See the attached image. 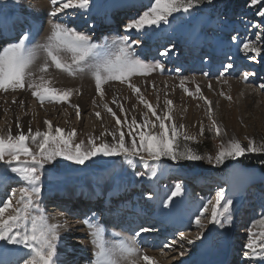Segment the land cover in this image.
<instances>
[{"label":"rangeland","instance_id":"obj_1","mask_svg":"<svg viewBox=\"0 0 264 264\" xmlns=\"http://www.w3.org/2000/svg\"><path fill=\"white\" fill-rule=\"evenodd\" d=\"M35 1L36 0H0V17H2L0 19V30L2 31L0 32L9 31L10 29L12 30V24L6 26V28L2 25L5 24V19L10 17H13L14 19L23 17L24 20H29L31 27L34 29L37 28L36 31L30 32H33L31 35L34 36L35 42L40 43H43L50 35L51 26L54 23L63 24L68 28L88 34L92 37V41L97 44H104L105 42L111 44L113 40L125 35L130 36L132 40L139 39L141 43L138 46L143 47V45H150L153 52L156 51L157 53L158 51V56L153 60L151 56L148 55L151 54L150 52L144 53L142 49L137 48V45H133L132 50L135 55L140 59L145 60L147 63H162L164 69L163 71L157 69L147 76L133 75L130 78V81L141 89L143 97L148 100L154 108H156L157 113L161 116L168 112L169 106L165 104V100L173 101L171 106V116L173 121L177 125H184V128L181 129V131H185L196 137L195 141L188 142L183 141L181 137V144L187 143L191 148L202 155L211 154L214 156L221 141L227 142L232 137L240 139L244 145H247V139H245V137L254 139L257 144L264 141V89L260 87V85L264 84V51H262L259 56H255L254 53L246 54L242 51V44L245 40H252L264 49V38L258 39L256 36L257 32L264 34V18L257 15L258 9L264 8V2L252 6L250 0H211V2H209V0H201V2L191 8L189 12L185 13L181 11L173 13V15L168 18V23L146 27L143 31L139 32L140 35H137L138 32L136 30L128 32L125 30V26L132 19L138 18V16L141 15L150 5L152 0H137L138 3H140L139 9L131 6L128 7V4L135 0H90L87 8L74 9L73 12L66 13L62 16L57 14L58 16L56 17L49 15L52 11V6L50 5L51 0H45L49 5V9L51 8L47 14L41 15L38 12L36 14L31 13L29 7L37 5L38 1L44 0ZM112 3L116 5L117 9L122 7V9L118 10L120 16L121 14H124V16L122 15L121 17L122 22L116 26L108 25L105 27L104 23L106 21L100 19V24L99 22L97 23V27L99 28L94 29L91 27L92 24H95L96 22L95 17H98L97 11L100 9H103L105 12L108 11ZM125 3L128 4L125 5ZM118 14H116L115 18ZM108 17L111 18L110 15H108ZM61 18H64L63 21H61ZM86 18L90 24H86V29L78 28V21L82 23ZM8 21L10 20L8 19ZM125 21L128 22L126 23ZM109 23H111V21H109L108 24ZM256 24H259L261 27H253V25ZM87 28L93 29H91L92 31H89ZM96 29L98 31H96ZM21 30L18 31L19 35L32 30V28L29 29L26 27L22 32ZM111 33H113V35ZM41 36L42 39H40ZM233 37H236L237 39L233 40ZM177 39L179 40V45L178 42H176ZM7 44L0 43V49ZM183 44L186 45L185 51L186 54L189 55L185 60L183 56L185 51L182 50ZM189 46L195 47L192 56L190 55V52L186 50ZM166 50L167 55H164ZM62 55L68 62H70V53H63ZM180 56H183V59H181ZM252 56H255V59H259V61L256 60L255 63H253L254 65L250 62L253 60L251 58ZM171 60H176V62L178 60L184 61L182 63L183 67H185L183 70L184 73H180L181 69H175L174 66L172 67L168 65L169 63L167 62ZM37 62L43 66V54L37 59ZM229 63L232 64V68L225 72V66ZM34 64H36V62ZM49 65L48 70H50L51 67H54V65H51L50 61ZM53 70L55 72L57 69L54 68ZM57 71L58 72L54 73V77H59L63 73L67 77L74 79V86H60L55 84L54 79L49 80L50 86L52 87L72 90L73 94L68 102L55 103L46 100L41 106L38 99L32 95L33 89L27 87V84L25 88L17 89L15 91H12L11 89L7 92L0 90V100L7 98L10 101L13 99H19L21 96H26V106L28 103L30 107H36L37 105L40 108L42 107L41 112L44 113L45 116L49 113L48 110L53 113L55 112L54 109H56L59 114L57 113L54 117H51L53 129L56 127L63 128L66 133L70 132L73 128L76 129L77 135L73 139L74 144L80 143L81 141H84L85 144H87V140L90 137H100L105 141L111 142L112 137L110 135L105 134L101 136V134L116 131L120 126L115 123V118L106 109H103L106 102L104 99H101L100 95L97 93L95 82L91 74L84 73L70 76L60 70ZM244 72L254 73V75L250 76L245 81L241 78ZM221 73H224L223 76L220 75ZM85 77L89 78L92 82L90 86V90H92V92H90L92 93V101L88 103L91 110L85 115L86 118H83L84 121L81 124V117L78 118L79 121L76 119V110L72 105H77L79 98L84 94L83 89L87 90L86 84L90 81ZM181 79L184 80V87L188 88L189 91L193 93L192 96L185 93L184 88L180 86ZM225 81H227V83H225ZM103 87L105 93H109L108 96L111 98L110 103L113 105L112 110L121 120L126 112H128L130 121L134 117L138 122L142 123L143 119H145V115H147L149 120L155 121V117L151 115L142 103H140L138 96L128 87L127 82L121 83L119 81H110ZM197 87H199L200 93L196 92ZM221 91L227 96H231L232 99L228 100L225 96L220 95ZM201 94L206 97L207 100L212 102L214 119L226 134L217 137L214 130H210L211 121L207 112L208 105L203 99L198 98ZM114 98L118 101V104L123 106L124 112L120 111L118 104L112 102ZM93 100L98 104L92 106ZM103 110L106 111H104L105 114L103 113ZM96 112L100 113L99 118L95 115ZM7 114L8 113H5V116H7ZM5 116L4 120L0 119V123L3 121L6 122ZM98 120L99 122H97ZM155 122L157 128L152 129L154 132L158 131L159 123L158 121ZM165 123L169 122L166 121ZM22 124L23 123H20V127L25 133H27V130H24L25 125ZM201 125L204 127L203 135L199 134ZM127 127V124L123 125V130L126 134L128 132ZM140 130L144 129H137L135 131L138 132ZM16 133L17 132H12L13 135ZM0 135L5 134L0 131ZM117 135H119L118 131ZM96 142L99 144L100 140H97ZM128 142L129 137L126 135V143ZM29 146L33 149L36 147L31 141H29ZM246 154L259 157L258 160H261L260 166H247L246 164L252 163L253 161L252 159L244 160V156L237 159L225 160L224 163L220 165H216L215 163L209 164L207 160H182L174 162L167 158H162L159 162L157 176L153 178H149L150 170L151 167H155L156 164L151 161L149 162L150 166L146 168L139 162V160L136 161L135 166H132L129 165L122 156L104 157L98 155L93 157L92 160L87 161L86 164L81 167V170L74 169L68 171L67 169H63V173L61 172V174H59L60 168H69L74 163L66 161L62 157H57L52 163L45 164L44 168L41 170L42 191L40 197L37 199V203L45 215L48 216L49 214L52 215L53 212H48V209L45 207L47 202L44 199L54 190L65 188H67L66 191L88 190V193L86 194H92V190H102L105 193H109L115 184L122 188L132 186L131 190L133 191L131 192V190H129L124 195L125 199H116V202L119 204L118 208L124 205L130 209H127L126 211L130 219H132V215H134V210L136 213L141 214L140 209H143L147 212H155L159 217L169 221L178 216L179 226L183 225L181 228L178 226V229L175 228L176 230L170 232L172 240L178 241L176 243L177 247L174 246L173 250H170V247H164L168 238L164 239V237L161 236V230L157 235V238H154V236H148L151 231L147 233L141 232L140 236L146 235V238L150 239L146 242L145 238L143 242L144 244L142 243L143 246L141 245L142 250L155 253L153 256L155 258L159 257L160 260H164L168 257L167 264H184L182 261L185 260L189 263H194L195 254L204 251V254L208 253L206 248H198L197 244L203 240L207 241V243H211V237L213 235L208 234V231L209 229L213 230L212 227L214 225L205 220L203 237L201 239H196L197 234L201 230L195 226L194 218L202 209V206L206 204L209 199L215 197V194L219 189L223 188L225 190V198H228L231 194L228 191L230 188H233L231 173L235 174L233 172V167L238 165V170L240 172V174H236L238 175V178L246 179L248 176L254 175L255 181H250V184L248 183V185H250V190L246 196H233V198H231L233 202L230 210L231 220L230 222L222 220L221 225L219 226L218 224L217 228H223L222 231L226 228L225 231H227L226 234L229 240L232 239L230 241L234 252L235 245H238L236 247L238 253L236 254V259H239L237 264H264V260H260L256 257H246L244 255L245 252L249 251L245 247L249 242V231L251 230L254 234L253 239H257L258 236L256 234L260 231H264V226L257 223L261 218H264V153ZM232 160L235 162L227 166V163ZM238 160H243L246 166L239 163ZM11 167L12 166L0 162V188H2L3 178H9L12 180L11 185L4 190L6 194L0 197L1 202L11 195L12 189L23 186V182H21L17 175L11 171ZM97 168L101 170L97 171ZM248 170L249 172H247ZM138 173H143V175H138ZM53 175L56 177H53ZM227 175L229 176V179H224ZM207 180L212 182L210 183L212 188L209 186L211 188H209L210 190L207 189L208 186H206L207 183H205ZM5 182L8 184L9 181L5 180ZM176 183H181L183 185V195L174 197L168 207H165L164 202L168 195H170L171 191L174 190ZM4 192H1L0 189V194H3ZM78 201L79 200H77V202ZM221 203L223 204V201ZM130 206L132 207L129 208ZM132 208L135 209L133 210ZM207 215L208 214L206 213V216ZM142 216L143 215H140V217ZM141 220L142 219L140 218V221ZM92 222L97 224L96 219L92 220ZM129 223L131 222L129 221ZM99 224L105 226L104 224ZM151 225L152 224L148 225L150 226V229L153 228V225ZM120 227L118 229H120ZM110 228L112 229V232H117L116 228H112V226H110ZM168 228L171 227H169V225L164 226L163 230L166 231ZM181 230H186V237L192 239L195 244L190 247L188 246L189 244L187 243V240L180 241L179 231ZM60 233V243L63 241L61 239L63 234L68 237L73 236L71 233L65 235L62 228L60 229ZM73 238L74 237L70 238L69 241H84L83 243L89 246V249L87 248L88 246L86 249L80 247L83 252L82 254H85L87 251L88 254H86L89 256V254L93 252L92 249H95L94 252L96 251V248L91 241L92 236L90 237L89 234L84 237ZM162 238L164 240H162ZM135 239H138V237H135ZM172 240L168 241L171 242ZM75 243L76 242H74V244ZM180 243L184 244L183 249L180 248ZM70 244L71 243L65 244L64 241L63 245L59 246V244H57V255L59 254V250H61L59 247L65 249ZM0 246L3 249L4 247L6 249L10 248L8 251H12L13 248L17 249V251L27 250L24 249L22 245H9L5 241H0ZM187 246L189 249L188 252L184 250L187 249ZM83 248L85 251H83ZM181 251L184 252L183 256L180 255ZM224 253L227 254L228 251L225 250L218 255L221 259L226 260L225 256L229 254L225 255ZM71 258H69V260H71ZM83 259L87 261L85 256H80L75 261L65 260V262L68 261L69 264H78L79 262H82ZM90 264H94L93 261Z\"/></svg>","mask_w":264,"mask_h":264},{"label":"snow or ice","instance_id":"obj_2","mask_svg":"<svg viewBox=\"0 0 264 264\" xmlns=\"http://www.w3.org/2000/svg\"><path fill=\"white\" fill-rule=\"evenodd\" d=\"M90 0H51L52 11L50 16L56 17L64 9H84L89 6ZM201 0H152L150 5L138 18L132 19L126 24L125 30L131 32L143 31L146 27L168 23V18L176 12H189V10L199 4ZM211 2V0H209ZM264 0H250L252 6H256ZM59 5V6H57ZM257 15L264 18V8L257 11ZM253 27L260 28L259 24ZM258 39L264 38V34L257 32ZM237 39L233 37V40ZM139 39L132 40L130 36H122L113 40L111 44H97L92 41L88 34L68 28L59 23L51 26L50 35L43 43L35 42L34 36L29 32L22 33L16 42L8 43L0 49V90L7 92L27 87L33 89L32 95L38 99L41 106L47 100L49 102H68L73 94L71 89H57L50 86V81L45 79L43 73L49 69V61L57 70L67 73L70 76L90 73L95 82V88L101 99L105 96L104 85L110 81L127 82L128 87L138 96L140 103L155 117L158 121V131H152L157 128L155 121H151L145 115L143 122H138L134 117L129 122L127 116L121 120L116 116L108 104H104L105 109L115 118V123L120 126L116 131L102 133L112 137L108 142L100 137H90L87 144L84 141L73 143L77 135L76 129L65 132V129L56 127L53 129L51 121L45 120L47 131L33 132L29 127L25 133L17 122V134L13 135L11 129L7 135H0V162L10 165L11 171L17 175L23 182V186L12 189L11 195L0 202V241H5L9 245H22L27 249L26 258L18 261L17 264H56L57 242L60 239V229L63 227L60 223L49 221L45 213L40 209L37 199L41 195V170L45 164L52 163L57 157H62L66 161H71L76 165H85L93 157L102 155L104 157L122 156L129 165L135 166L137 160L148 168L149 162H155L156 166L151 167L150 177L157 176L159 162L162 158H167L174 162L179 161H201L207 160L209 164H223L225 160L237 159L246 153H264V141L257 144L254 139L245 137L247 145L242 144L240 139L232 137L227 142L221 141L216 154L202 155L187 143L183 141H195L196 137L181 131L184 125H177L171 116V106L173 101L165 100L169 106L168 112L163 116L159 115L156 108L146 100L141 94V89L132 84L130 78L133 75H150L153 71L159 69L163 71L162 63H147L135 55L132 50L133 45H139ZM242 51L254 53L259 56L262 49L256 42L245 40L242 44ZM63 53H70V62H68ZM44 56L43 66L40 68L42 75L37 79L33 72L32 66ZM164 55H167V50ZM252 56V59H255ZM232 68L229 63L225 66V72ZM224 73L220 75L223 76ZM207 75V74H205ZM254 73L244 72L242 79L247 80ZM227 83V81H225ZM180 86L184 88L185 93L192 96L193 93L184 87V80L181 79ZM264 89V84L260 85ZM196 92L200 93L199 87ZM220 95L231 100L223 91ZM203 99L208 105L207 112L211 121V129L215 135L220 137L223 134L221 127L214 119L212 102L207 100L202 94L198 97ZM118 104L114 98L112 101ZM93 100V104H95ZM76 110L77 118H80L81 112L78 105H72ZM121 112H124L122 105L118 104ZM95 115L99 118L100 113ZM168 121L169 123H165ZM128 125L127 134L123 130V125ZM136 129H144L136 132ZM117 131L119 135H117ZM135 132V134H134ZM204 127H200V135H203ZM126 135L129 142L126 143ZM138 137V141H137ZM97 140L100 143L97 144ZM29 141L34 144L35 149L29 146ZM143 175V173H138ZM184 187L181 183H176L174 190L168 195L164 206L172 202L177 196H182ZM224 201L222 204L221 202ZM232 200L225 198L223 188L216 192L215 197L209 199L206 204L194 218L195 226L201 231L197 234L196 239L203 237L205 229V220L211 224H221L223 221L230 222ZM7 213V215H6ZM206 213L208 214L206 216ZM257 223L264 226V218ZM84 224L90 230L92 243L96 248L94 264H155V261L140 251L135 237L141 232H149L152 229L141 227L135 232L133 237H122L120 233H113L118 239L109 243L104 239V229L94 224L91 219H86ZM253 233L249 231V242L245 246L249 251L245 252L246 257H256L264 260V231H260L257 239H253ZM179 240H187L188 244L194 241L188 239L185 233L179 234ZM178 241L172 240L164 245L169 248ZM180 248L184 244L180 243ZM183 256L184 252L181 251ZM7 264V262H5Z\"/></svg>","mask_w":264,"mask_h":264},{"label":"bare ground","instance_id":"obj_3","mask_svg":"<svg viewBox=\"0 0 264 264\" xmlns=\"http://www.w3.org/2000/svg\"><path fill=\"white\" fill-rule=\"evenodd\" d=\"M37 1L38 0H36L35 2H37ZM127 4L128 3H125V5H127ZM130 6L133 7V8L139 9L140 3H138V1L135 0L134 2H130L128 4V7H130ZM123 7H126V6H123ZM29 8H30V12L31 13L36 14L38 12L41 15L42 14H47L50 11V9H51V8L49 9V5L47 4V2H45V0L44 1H38L37 5H34L32 7H29ZM120 9H122V7H120V8L117 9L116 5L112 3L111 6L109 7L107 13H109L111 15V17L114 18V16H116L115 13L118 10H120ZM73 10L74 9H64V10H62L58 14L62 16V15H65L66 13L73 12ZM103 12H104L103 9L102 10L100 9L99 11H97L98 17L100 16L101 19H102ZM121 16H122V14H121ZM69 17H71V16H69ZM1 18L2 17H0V19ZM108 18H107V21L104 23V25H108ZM112 18H111V21L113 23H111V24H114V26H116L118 23L120 24L122 22V18H120V15L118 17L114 18V19H112ZM8 19L10 21H8ZM8 19H5V24H2V25H4L5 28H6V26H10L12 24L11 25L12 26L11 27L12 30L10 29L9 31L0 32V42L1 41H5V40H9V39H16L17 37L20 36L18 31L21 30L22 28L23 29L21 30V32L24 31V29L26 27L29 28V29L32 28V30H29L28 31L29 33H33L34 31L37 30V28L34 29L33 27H31V25H30L31 23L29 24V20H27V19L24 20L23 17H18V18H15V19L13 17H10ZM63 19L61 18V21H63ZM85 21H88L87 18L85 19ZM125 22L127 23L128 21H125ZM97 23H98V20L96 19L95 24H92L91 27H93L94 29L95 28H98L97 27L98 26ZM22 25H25V26H22ZM77 25L80 26V24H77ZM93 28H91V29H93ZM91 29L87 28V30H89V31ZM0 31H2V30H0ZM30 31H33V32H30ZM111 34L113 35V33H111ZM137 35H140V34L138 33ZM40 39H42V36H41ZM177 41L179 43V40H177ZM143 49H144L145 53H148L149 51L151 52L152 47L150 48V45L149 46H144L143 45ZM167 63H169L168 65H170L171 62L168 61ZM168 65H167V67H168ZM41 67H42V65L40 63H38L37 61H36V64H34L32 66V69L31 70H32L34 76L37 79L39 78L40 75H42V73L40 72V68ZM54 68L55 67H53V68L51 67V69L48 70L50 72L43 73V75L45 76V79H47V80L54 79L55 84L60 85V86H74V84H75L74 81H73L74 79L67 77L62 72H60L62 74L59 77H54V73L55 72H58L57 70L54 72V70H53ZM180 73H184V72H180ZM85 78L88 79L91 82V80L89 78H87V77H85ZM90 82H87V84H86L87 90H84L83 89L84 94H82V97L79 98V101H78V104H77L79 106L80 112H81V116H80L81 117V120H80V123L81 124L84 121L83 118L84 119L86 118L85 115L87 113H89V110H91L90 107L88 106V103L92 101V98H91L92 93H90V92H92V90H90L91 89L90 86H91L92 82L91 83ZM108 94L105 93V97L103 99L106 102V104H108V106L109 107H112V109H113V105L110 103L111 102V98H109L110 96H108ZM25 103H26V96H21L19 99H13V100H10V101L7 98H3V99L0 100V119L1 120H4L5 113H8L7 116H5L6 117V119H5L6 122L3 121V122L0 123V131L3 134L6 135L9 129H13V130H11V132H18V129H16L17 122H19V124L20 123H23L25 125L24 126V128H25L24 130H27V132H28L29 127H31V129L33 130V132H35L36 130H40L41 132L47 131V129H46L47 126L45 125L44 121L45 120L51 121V117H54L57 113L59 114V112L56 109H54L55 112L51 113L50 110H48L49 113H47V116H45L44 113L41 112V110H42L41 108L42 107L40 108L38 105L36 107H30L28 105V103H27V106H26ZM95 104H98V103H95ZM95 104H92V106L95 105ZM103 109H105V107H103ZM46 111H47V109H46ZM104 111L105 110H103V113H104ZM125 115L127 116L128 120H129L130 119L129 118L130 116L128 115V112H126ZM125 115H124V117H125ZM124 117L122 118V120L124 119ZM53 119H55V118H53ZM76 119L79 121V119L77 118V116H76ZM97 122H99V120ZM9 125H11V126H9ZM26 125H28V126H26ZM104 125H105V123H104ZM127 129H128V127H127ZM233 170H234L233 172L235 173L233 175L240 174V172L238 170V165L237 166H234L233 167ZM247 172H249V170ZM5 180H8L9 181L8 184H7V182H5ZM250 181H255V176L254 175H250L246 179H240V177L239 178L236 177L235 178V183H234V191L226 199H231V198H233V196H235V197L236 196H246V194L250 190L249 189V186L250 185H248V183L250 184ZM2 183H3L2 184V188H0V189H1V192L2 191L4 192L5 188L7 189L11 185L12 180L9 179V178H3L2 179ZM210 183H212V182L208 181L207 184H206V186H208V188H207L208 190H210L212 188L210 186ZM131 188H132V186H128L126 188H122V187L117 186L115 184L113 186V189L109 193H105L102 190H92L91 191L92 194H86V193H88V190H86L87 192L84 191V190H80V191H78V190L77 191L71 190L69 192H71L72 194L77 193V192L82 194V197H84V201L82 203V206L81 207H78V206H75L74 204L69 205V204H65V203H62V206L68 207L69 210L74 211V212H84L83 215H86V211H88L89 214H90V212H91V214L93 213V215H92L93 218L91 219V221L94 220V218H96L94 215H96V213L97 212H100V211H101V213H104L106 215L107 222L109 220H111V224L121 223L122 221H124V219H122V218L125 217L126 224L129 221L131 222L130 225H132V227L130 228V231L131 230H134L133 229V226L137 227V231H138L139 228H141V227H146L149 224L154 225V224L157 223L154 228H151L152 231L148 235L150 237H153L154 236L153 235L154 233L157 234L159 232V231H157V229H160L162 227L164 228V226L169 225L171 222H174L176 219L178 220V218H177L178 216L177 217H174L171 221H169L167 219H164V218L159 217L157 215V213H155V212H153V213H155V214H153L150 211L147 212V211H145L143 209H140V208L139 209L141 210V214L140 213H136L135 210H134L135 208L134 209L132 208L134 210V212H133L134 215H132V219H130L127 216L128 214L125 215L126 214V210L128 208L126 206H124V205L123 206H120V208H117V210H113V207H116L118 205V203L116 202L118 200V198H120V199L121 198H124L125 199L124 195L129 190H131ZM132 191L133 190H131V192ZM67 193H68V191H65V192L64 191H53V192H51V194H49L48 196H46V198L44 200L46 202H53V201H60L61 198L67 197V196L70 198V196L67 195ZM5 194H6L5 192L3 194H0V197L2 195H5ZM74 199H76V197H74ZM70 201L71 200H68V202H70ZM0 202H1V200H0ZM223 203H224V201H223ZM94 206H96V207H94ZM130 207H132V206H130ZM50 210H52V209H50ZM128 210H130V209H128ZM140 215H143L142 216L143 218L140 217ZM101 216H102V214H101ZM47 217H48V219H49L50 222H52V223H60L61 225H63L62 229H63L65 235H67V234L69 235V233H71V234H73L72 237H74L75 239H76V237L77 238H79L81 236L84 237L85 235H88V234L91 237V234L89 233L90 232L89 228L87 227V225L84 224V221L86 220L84 217H81V216H76L75 218L73 216L72 217H68L65 213H63L60 216H58L57 214H54V215L53 214L52 215L49 214ZM140 218L142 219L141 221H140ZM112 219H113V221H112ZM72 220H73V222H72ZM144 220H146L147 223H143ZM154 222H156V223H154ZM98 223H102V220L99 219V221L97 222V225H99L100 227H102L104 229V239L106 241H108L109 243H112V242H114L115 240L118 239L117 237H115L113 235V233H121V236L122 237H130L132 235L131 233L128 234V232H126L124 230V228L125 229L127 228V225L123 226L124 228H122V230L120 232L119 231L112 232V229L111 228H107L106 229V226H102V225H100ZM166 223H169V224H166ZM217 225L218 224H214L213 227H212L213 230H210L209 229V231H208V234H212L213 235L211 237V243L210 242L207 243V241L203 240V241H201L200 243L197 244V247L198 248H201V249L206 248V250L208 251V253L207 254H204L205 251L202 252V253L199 252L198 254H195L196 256H195L194 263H189L188 261L185 260V261H182V262H184V264H232V263L233 264H237L239 262L238 261L239 259L238 258L236 259V254H238L236 247L238 245L237 246L235 245V252H234L233 249H232L233 247H231V241H230L232 239L229 240V238H228V236L226 234L227 231H225L226 228H225L224 231H222L223 228L218 227L219 229H221V230H219L217 228ZM220 225L221 224H219V226ZM110 226H112V228H116L117 230L120 227V225H110ZM178 226H179V220H178V222L173 227L170 226L171 228L170 229L168 228L167 232L164 231L165 232L164 237L165 238L170 237V235H171L170 232L172 230H174L175 228H178ZM181 232L185 233V235L187 234L186 233V230H181L179 233H181ZM72 237L64 236V234H63V237H61V239L65 242V244H67V243H71V244L69 246H67V248H65V249H63L62 247H59V249H61V250H59V254L56 256V261H57L56 264H69L68 261H73V260L75 261L80 256H85V259H87V261H88L87 262L86 260L83 259V261H82L83 264H90L92 261L94 263V261H95V252H94V250L95 249H92L93 252L89 251V252H91V254H89V256H87V254H88L87 251H86L87 254L86 253L85 254H82L83 252H82V249L80 247H84L86 249V247L88 245L84 244L83 243L84 241L83 242L82 241H79V240L78 241H69V239L72 238ZM157 237L158 236H155V238H157ZM145 238H146V235H143V236H140L139 235L138 236V239H136L139 249H140V246L141 245L143 246V244H144L143 242H144ZM92 239L93 238H91V241H92ZM169 239L170 238H168L166 240V243L169 242L168 241ZM234 240H236V239H234ZM63 241L61 243L58 241L57 244H59V246L60 245H63ZM74 242H76V243L74 244ZM193 244H195V243L189 244L188 246L191 247ZM142 246H141L140 251L142 253H144V254H147L149 257H151L155 261V264H167L166 262L168 260L167 259L168 257H166V259H164V260H160L159 257L158 258H155L153 256V255H155V253L143 251L142 250ZM174 246L177 247V245L175 244V245H172L169 249L170 250H173L174 249L173 248ZM188 246H187V249H184V250H186V252L189 251ZM84 248H83V251H85ZM87 248L89 249V246ZM4 249L1 248V246H0V264H5V262H7V264H17L18 261H22V259L26 258V253L28 251V250L17 251V249H15V248H13L12 251H8L10 248L6 249L5 247H4ZM225 250L228 251L227 254H229V255H227L226 253H224L227 256H225V259L226 260H223V259H221L219 257L218 254L220 252L225 251ZM22 251H24V252H22ZM68 254H71V255H68ZM71 256H72L73 259L71 258ZM69 258H71V260H69ZM230 258L232 259V261H231ZM65 260H68V261H66L68 263H66ZM82 262H79L78 264H82ZM145 263L146 262L141 261V264H145Z\"/></svg>","mask_w":264,"mask_h":264},{"label":"trees","instance_id":"obj_4","mask_svg":"<svg viewBox=\"0 0 264 264\" xmlns=\"http://www.w3.org/2000/svg\"><path fill=\"white\" fill-rule=\"evenodd\" d=\"M245 159H252V163H249V164H246L247 166H260V164H261V160H258L259 159V157H257V156H253V155H251V154H246V156L244 155V160ZM235 161L234 160H232V161H230L229 163H227V166L228 165H230V164H233ZM238 162L239 163H241V164H244L245 165V163H244V161L243 160H238ZM237 163V162H236ZM245 165V166H246ZM81 167H83V165H76V164H73L72 166H70L69 168H60L59 169V173H61L62 172V170L63 169H67L68 171H72V170H74V169H77V170H79V169H81ZM63 173V172H62ZM65 173V172H64ZM221 175V174H220Z\"/></svg>","mask_w":264,"mask_h":264}]
</instances>
